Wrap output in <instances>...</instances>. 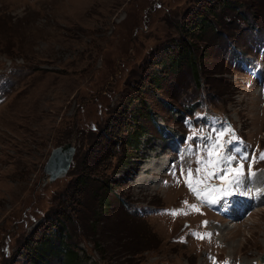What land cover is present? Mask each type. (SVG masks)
Segmentation results:
<instances>
[{
    "label": "rangeland",
    "instance_id": "rangeland-1",
    "mask_svg": "<svg viewBox=\"0 0 264 264\" xmlns=\"http://www.w3.org/2000/svg\"><path fill=\"white\" fill-rule=\"evenodd\" d=\"M183 38L190 54L175 58ZM2 76L0 264H67L69 253L81 264H257L264 204L209 231L222 208L194 201L180 168L195 170L196 156L178 154L203 146L191 129L221 127L250 158L264 152V0H0ZM64 144L69 171L44 183ZM164 158L163 192H137L140 166ZM251 170L264 188V161Z\"/></svg>",
    "mask_w": 264,
    "mask_h": 264
},
{
    "label": "snow or ice",
    "instance_id": "snow-or-ice-1",
    "mask_svg": "<svg viewBox=\"0 0 264 264\" xmlns=\"http://www.w3.org/2000/svg\"><path fill=\"white\" fill-rule=\"evenodd\" d=\"M186 123H188L186 121ZM190 129H191V125ZM192 135L186 139L191 141L194 138H199L202 147L198 146L193 149L189 144L188 148L181 151L178 157L181 161L185 156H196V163L198 167L193 170L188 168L186 173L183 168L180 169L181 174L185 177V185L202 203L216 204L220 202L221 196L228 198L232 195L253 196L260 193H253L251 190L245 188L247 177L245 176V163L251 160L249 163L248 177L255 176L256 173L252 171V166L259 161H264V152H261L258 157H249L247 154V146L241 148L243 141L235 136L234 130L230 127L225 129H212L207 135L204 134V130L201 129L199 133L195 129H191ZM198 152L205 153L204 156L198 155ZM238 165V166H237ZM175 175V169L173 170ZM212 179H219L223 182L224 187L220 188L212 185L210 181ZM179 183V180H177ZM216 195H213V194ZM187 205V201H185ZM191 212H200V209L196 205H189ZM168 214L172 216L187 215L188 211L173 210ZM207 221L203 222L204 226H207ZM198 239L210 238L211 233L201 234L193 233Z\"/></svg>",
    "mask_w": 264,
    "mask_h": 264
},
{
    "label": "bare ground",
    "instance_id": "bare-ground-1",
    "mask_svg": "<svg viewBox=\"0 0 264 264\" xmlns=\"http://www.w3.org/2000/svg\"><path fill=\"white\" fill-rule=\"evenodd\" d=\"M89 3V2H87ZM85 5V4H84ZM74 7V6H73ZM78 8V7H77ZM83 9V8H82ZM71 10V9H70ZM76 11V10H75ZM77 12V11H76ZM75 13V12H74ZM70 15V14H69ZM68 15V16H69ZM262 82L264 83V79H262ZM168 153V152H167ZM170 154V153H169ZM164 156V155H163ZM180 160V159H179ZM172 161V160H171ZM178 161V160H177ZM139 162V165L141 163L144 162V161H138ZM150 164V166H148ZM145 166H140L141 169H140V172L138 174V176H136V180L134 182V189L137 191V192H148L150 190H152L153 188L157 191H160V192H163L162 188L161 190H158V187H157V176H159L163 171H165L167 165L169 164V159H163L161 160L160 162H156V161H153L151 163H149ZM178 164V163H177ZM174 165V164H173ZM146 172L148 173V175L146 174ZM146 175H145V174ZM254 183V187L253 189L255 191H261L263 194H264V191L262 189V187L259 185L258 181H257V178L256 176H254V178H251ZM165 181V180H164ZM168 186V185H167ZM138 190H137V189ZM260 192L259 195H256V199H255V208H258L260 205H263L264 204V196L262 195V193ZM171 194V192H170ZM169 197V196H168ZM234 200L230 199L228 200L227 202L225 203H221L220 205L226 209V210H235V212L231 213L232 216H235L239 211H241L242 209H236L234 208L235 206V203H233ZM244 206L245 209H249V210H252V207H253V204L251 202H241ZM262 211V210H261ZM260 213V212H259ZM261 214V213H260ZM234 220H232L233 222ZM213 227H215V229H217L218 231H221V233H223L225 230L229 231L230 227L229 225H223V226H219V225H216V224H212ZM222 235V234H221ZM224 235V234H223ZM264 255V253L262 254ZM261 257V256H259ZM258 257V258H259ZM257 258V259H258ZM202 260L199 261V264H201Z\"/></svg>",
    "mask_w": 264,
    "mask_h": 264
},
{
    "label": "water",
    "instance_id": "water-1",
    "mask_svg": "<svg viewBox=\"0 0 264 264\" xmlns=\"http://www.w3.org/2000/svg\"><path fill=\"white\" fill-rule=\"evenodd\" d=\"M74 153L75 148L71 144H64L53 148L43 169V182L50 183L64 178L69 171Z\"/></svg>",
    "mask_w": 264,
    "mask_h": 264
},
{
    "label": "trees",
    "instance_id": "trees-1",
    "mask_svg": "<svg viewBox=\"0 0 264 264\" xmlns=\"http://www.w3.org/2000/svg\"><path fill=\"white\" fill-rule=\"evenodd\" d=\"M181 42H187L186 41V39H181L180 40V42H179V45H178V47L177 46H173L174 48H175V50H177V53L175 54V58H177L178 57V55L180 56V57H186L187 55H189L190 54V50H188L186 47H187V45L185 44V46L181 43ZM170 48V47H169ZM154 64V63H153ZM159 63H157V64H154V65H158ZM154 85H156V82L154 83V82H152ZM154 123H155V126L156 127H158L160 130H161V133L162 134H166V132H165V128L163 127V126H161V125H159V124H157L155 121H154ZM78 179H83V177H81V178H78ZM78 179H77V181H78ZM47 242H49V241H47ZM52 245H53V243H51ZM47 246H45V247H49V245L48 244H46ZM52 245L50 246V247H52ZM64 246V245H63ZM42 247V246H41ZM44 247H42V250H45V248L43 249ZM53 248V247H52ZM58 248V249H57ZM60 246H58V247H56V248H53L54 250L56 249V253H57V255L58 256H62V255H64L63 253V251H66L65 253H69L70 251L68 250H66V248H63L62 250V252H61V250H60ZM43 252H45V253H47L46 252V250L45 251H43ZM66 255H68L69 256V261L67 262V264H81L82 263V261H80V259H79V257L77 256V255H72V254H66ZM70 257H71V259H70Z\"/></svg>",
    "mask_w": 264,
    "mask_h": 264
}]
</instances>
